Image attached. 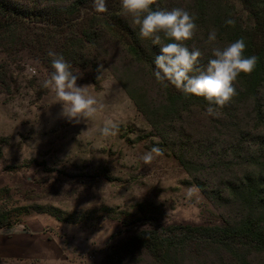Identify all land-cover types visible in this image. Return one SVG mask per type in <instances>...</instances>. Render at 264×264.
<instances>
[{
  "label": "rangeland",
  "instance_id": "obj_1",
  "mask_svg": "<svg viewBox=\"0 0 264 264\" xmlns=\"http://www.w3.org/2000/svg\"><path fill=\"white\" fill-rule=\"evenodd\" d=\"M13 1L62 9L75 0ZM192 2L163 0L158 9L180 7L193 13ZM219 4L228 7L238 22L248 21L239 0ZM78 33V29L52 37L0 33V216L9 226L34 217L49 218V227L60 234L67 250H74L79 264H160L147 251L128 252L123 245L143 230L225 226L238 210L210 201L138 110L124 85L157 104L164 94L111 33H103L94 50H84L89 65L81 66L77 57L65 58L81 77L78 85L88 86L86 92L103 109L94 119L79 123L61 116L55 93L42 86L52 71L47 51L59 53L76 41ZM207 35L196 33L186 42L190 49L201 50L200 67L211 57L213 45ZM226 44L216 41L217 46ZM218 112L209 116L205 110L193 109L180 122L186 133L176 126L173 134L181 142L189 140L193 154L204 161L203 179L215 186L242 177L249 156L255 155L254 159L264 152V126L257 122L252 103L232 104ZM109 119L119 131L104 138L99 130ZM153 146L163 154L145 164L142 157ZM233 146L245 151L242 157L232 154ZM232 157H237L236 166ZM250 259L252 264H264L262 253H253ZM229 262L211 249L191 264Z\"/></svg>",
  "mask_w": 264,
  "mask_h": 264
},
{
  "label": "trees",
  "instance_id": "obj_2",
  "mask_svg": "<svg viewBox=\"0 0 264 264\" xmlns=\"http://www.w3.org/2000/svg\"><path fill=\"white\" fill-rule=\"evenodd\" d=\"M219 1L222 2L193 0L190 10L197 17L196 33H208L215 28L217 41L224 44L242 37L247 44L245 55L257 56L258 63L251 74H242L238 78L234 85L237 94L218 111H226L232 104L249 102L254 106L257 122L264 126V0H239L248 12L249 19L245 24L234 19L230 9H224ZM162 3L163 0L156 1L153 8L158 9ZM107 7V13L97 14L93 10V0H75L62 9L30 7L13 0H0V33L15 35L24 31L27 34L37 32L39 37H52L78 29L79 33L74 35L76 41H71V46H64L59 54L65 58L77 57L79 64L85 67L90 63L84 59L87 55L84 50L97 48V42L107 31L121 41L130 59L146 68L155 80L153 61L159 54L158 46H152L151 41L139 36L138 28L121 14L120 0H107ZM227 19H233L235 23L228 25L225 23ZM156 82L164 94L163 102L159 104L150 101L140 91H131L124 86L138 110L169 145L173 155L206 197L218 206L236 207L238 213L225 226L176 225L153 231L143 230L131 237L123 249L135 253L145 250L160 264H191L200 258L201 253L211 249L224 255L230 264H252L250 258L253 253L264 254V152L254 159L255 155L249 156L250 163L242 177L227 180L218 186L208 185L202 177L204 161L193 154L189 140L181 142L173 135L176 126L181 128L183 115L193 109L205 110L207 101L202 97L185 95L170 84L165 86ZM182 130L186 133L185 129ZM232 149V154L236 156L242 157L245 152L241 147L233 146ZM236 159L232 157L231 164L234 166ZM5 227L11 226L5 224L0 216V229Z\"/></svg>",
  "mask_w": 264,
  "mask_h": 264
},
{
  "label": "clouds",
  "instance_id": "obj_3",
  "mask_svg": "<svg viewBox=\"0 0 264 264\" xmlns=\"http://www.w3.org/2000/svg\"><path fill=\"white\" fill-rule=\"evenodd\" d=\"M156 0H120V12L138 28L139 36L158 46L159 54L154 58L153 76L156 81L174 86L185 95L202 97L207 101L206 114L218 115V109L228 103L236 94L235 82L244 74H251L257 63L255 55H245L247 44L244 38L236 39L225 46H217V30L212 28L207 35L211 57L206 66L200 67L202 52L190 49L186 42L193 39L198 31L197 17L186 9L176 7L171 10L154 9ZM93 10L97 14L108 12L107 0H93ZM226 24L235 23L227 19ZM52 71L44 79L42 86L51 89L61 105V116L68 121L94 119L104 107L94 96L86 92L88 86L78 85L81 78L73 70V65L54 49L47 51ZM118 125L106 120L100 128L104 138L115 136ZM163 154L159 146H153L142 157L145 164L155 156ZM191 192H189V195Z\"/></svg>",
  "mask_w": 264,
  "mask_h": 264
},
{
  "label": "crops",
  "instance_id": "obj_4",
  "mask_svg": "<svg viewBox=\"0 0 264 264\" xmlns=\"http://www.w3.org/2000/svg\"><path fill=\"white\" fill-rule=\"evenodd\" d=\"M47 217L0 229V264H79ZM57 229V228H56ZM72 258L68 255H71Z\"/></svg>",
  "mask_w": 264,
  "mask_h": 264
}]
</instances>
